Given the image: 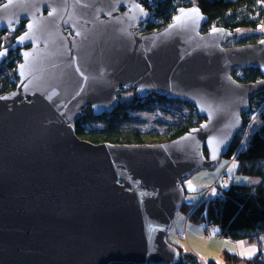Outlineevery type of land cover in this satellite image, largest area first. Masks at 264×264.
Returning <instances> with one entry per match:
<instances>
[{"label":"water","instance_id":"obj_1","mask_svg":"<svg viewBox=\"0 0 264 264\" xmlns=\"http://www.w3.org/2000/svg\"><path fill=\"white\" fill-rule=\"evenodd\" d=\"M141 0H5L0 33L25 30L18 82L0 93V264H173L167 240L184 201L181 180L227 156L264 78V38L223 47L199 7L144 30ZM136 88L193 105L205 120L160 143H93L75 122L114 111ZM204 149L207 156L204 155Z\"/></svg>","mask_w":264,"mask_h":264},{"label":"trees","instance_id":"obj_2","mask_svg":"<svg viewBox=\"0 0 264 264\" xmlns=\"http://www.w3.org/2000/svg\"><path fill=\"white\" fill-rule=\"evenodd\" d=\"M5 0H0V5ZM142 8L149 13V18L144 23V30H157L172 21L173 16L182 8L197 6L207 16L208 22L202 27V32L215 28H222L228 33H235L239 29H257L264 24V0H141ZM26 23L20 22L1 34L12 32V40L25 30ZM264 36V35H263ZM0 37V38H1ZM264 37L252 36L241 44H253ZM4 46V45H3ZM2 48V45H0ZM21 61L18 50L10 51L5 60L0 64V93L10 92L16 87L18 77L16 69ZM236 70L232 76L240 82H254L264 78V73L258 68L247 67ZM144 95L135 91V97L128 103L118 99L117 108L98 117L94 116L89 108L82 111L75 122V133L78 137L93 143L117 144H143L160 143L173 140L191 128L199 126L205 118L199 116L189 103H182L176 99H169L165 95L148 93ZM152 95L153 97H149ZM156 101L179 102L189 106L190 110L175 119L173 124L165 128L163 134H146L138 128H126L123 123L128 120L127 109L137 110L149 107ZM258 110V114L248 128L249 142L238 150L244 131L250 123L251 112ZM102 121L101 127L93 125V121ZM244 146V147H243ZM236 154L234 161L237 163L238 173L257 176L255 183H235L229 180H217L218 186L223 190V195L213 199L202 198L205 189L201 190V199L197 204L187 206L183 201L180 210L187 213V220L202 222L207 220L218 225L215 233L231 240L246 239L259 245L258 253L249 258L240 257L234 253H225L224 262L218 263L214 259H207V264H264L263 253L260 246V236L264 235V91L255 94L248 101V111L242 114V127L232 139L228 160ZM204 155L207 153L204 149ZM219 176V175H218ZM218 178V177H217ZM216 178V179H217ZM169 241V240H168ZM174 244L177 248V259L173 264H200L197 256L184 247ZM127 264V263H112ZM131 264V263H128Z\"/></svg>","mask_w":264,"mask_h":264},{"label":"rangeland","instance_id":"obj_3","mask_svg":"<svg viewBox=\"0 0 264 264\" xmlns=\"http://www.w3.org/2000/svg\"><path fill=\"white\" fill-rule=\"evenodd\" d=\"M213 29L227 32V37L221 43L223 47L237 46L238 44H241V42L249 40V38L254 35L264 37V24L257 29H239L233 34L228 33V31L222 28L213 27L212 30ZM12 36L13 34L11 31L2 35L0 38V45H11L14 41L12 40ZM240 69L242 68H234L232 72L236 70V73L239 74L241 72ZM135 91L137 92L136 88L122 90L118 94V99L121 102L128 103L135 97ZM147 94L144 95L145 99L147 98L146 96H148ZM149 97L153 96L150 95ZM182 103L177 101L171 103L156 101L149 104L150 108L145 106L144 108L137 110L127 109L128 120L123 123V126L126 128H138L146 134H163L165 128H167L168 125L173 124L175 119L189 112V106ZM257 114L258 110L251 112L250 123L243 132L244 135L238 150L242 148L243 143L244 145L248 144L249 137H245L249 135L248 128L250 127L251 122L256 118ZM101 124L102 121L100 120L93 121V125L96 127H101ZM234 159H229L232 162L225 171L229 176V180L226 183H223L224 186H227L231 182L255 183L259 180L257 176L238 173L236 171L237 163ZM227 163H229V161L226 157H223L213 168L199 170L180 181L184 191V201L187 206L193 205L197 199L201 197V190L205 189V187L208 186V183L216 175H219ZM187 218L188 216L186 212L181 210L178 211L168 231L167 240L184 247L191 253L194 251L197 252L200 257L196 254L195 255L198 260H200V264H207V259H214L218 263H222L224 262L225 253L227 252L237 254L243 258H249L258 253L259 245L256 242H251L246 239L231 240L217 235L215 231L211 232L209 236H206L200 222L193 220L188 221ZM178 226L181 228L182 232H179L177 229ZM173 227L175 230H172ZM178 232L179 234L175 236V233ZM260 243L264 259V235L260 236ZM245 253H251V255H245Z\"/></svg>","mask_w":264,"mask_h":264},{"label":"built area","instance_id":"obj_4","mask_svg":"<svg viewBox=\"0 0 264 264\" xmlns=\"http://www.w3.org/2000/svg\"><path fill=\"white\" fill-rule=\"evenodd\" d=\"M235 156H236V154L232 155L230 158L234 159ZM218 179L220 181H226L228 178H227V175H225L222 172L218 176V178L206 188V190L203 192L202 198L213 199L215 197H219V196L223 195V190L218 186V183H217ZM202 227H203L204 234L206 236H209L211 232L218 230V228H219L217 224H212V223L208 222L207 220H204L202 222Z\"/></svg>","mask_w":264,"mask_h":264},{"label":"crops","instance_id":"obj_5","mask_svg":"<svg viewBox=\"0 0 264 264\" xmlns=\"http://www.w3.org/2000/svg\"><path fill=\"white\" fill-rule=\"evenodd\" d=\"M228 160V159H227ZM229 161V163H227L226 165H225V167L221 170V172L219 173V175L223 172V171H225V169L227 170V168L229 167V165L231 164V160H228ZM218 177V175H216L209 183H208V185L209 184H211V183H213L215 180H216V178ZM200 199H201V197H199L198 199H197V201L194 203V204H197L199 201H200ZM176 217V216H175ZM172 225V224H171ZM175 228H176V226H175ZM175 228L173 227L172 228V230H175ZM177 229L179 230V232H182L181 231V228L178 226L177 227ZM179 232L178 233H175V236L176 235H178L179 234ZM167 236H168V233H167ZM173 243V242H172ZM194 254H196V255H198V257H200V255L197 253V252H193Z\"/></svg>","mask_w":264,"mask_h":264},{"label":"flooded vegetation","instance_id":"obj_6","mask_svg":"<svg viewBox=\"0 0 264 264\" xmlns=\"http://www.w3.org/2000/svg\"><path fill=\"white\" fill-rule=\"evenodd\" d=\"M19 23H20V22H19ZM15 25H16V24H15ZM6 31H7V30H6ZM3 32H5V31H3ZM3 32L0 33V37H1V34H2ZM14 40H15V39H14ZM5 46H7V45L2 46V48L5 47ZM0 49H1V48H0ZM12 51H13V50H12Z\"/></svg>","mask_w":264,"mask_h":264},{"label":"snow or ice","instance_id":"obj_7","mask_svg":"<svg viewBox=\"0 0 264 264\" xmlns=\"http://www.w3.org/2000/svg\"><path fill=\"white\" fill-rule=\"evenodd\" d=\"M253 251H254V249H253ZM245 255H251V253H245Z\"/></svg>","mask_w":264,"mask_h":264}]
</instances>
